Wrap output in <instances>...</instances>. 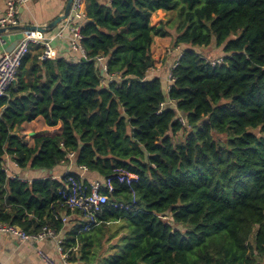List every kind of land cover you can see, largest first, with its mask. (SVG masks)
<instances>
[{
  "label": "trees",
  "instance_id": "1",
  "mask_svg": "<svg viewBox=\"0 0 264 264\" xmlns=\"http://www.w3.org/2000/svg\"><path fill=\"white\" fill-rule=\"evenodd\" d=\"M158 11L186 46L169 81L149 76ZM80 32L85 57L31 46L0 98V226L54 231L71 264H264V0H84ZM210 45L223 56L195 51ZM7 159L37 178L10 179ZM63 165L85 183L137 178L135 204L114 183L128 209L83 231L52 178Z\"/></svg>",
  "mask_w": 264,
  "mask_h": 264
},
{
  "label": "built area",
  "instance_id": "2",
  "mask_svg": "<svg viewBox=\"0 0 264 264\" xmlns=\"http://www.w3.org/2000/svg\"><path fill=\"white\" fill-rule=\"evenodd\" d=\"M30 0H6V11L0 16V29L17 26L20 24L18 19V11L23 5ZM84 19V0H73L68 17L62 22L61 28L54 34L47 36L36 31L19 33L18 40L14 42V47L10 52H4L0 57V98L6 95L7 89L16 82L17 70L24 56L28 53L31 46H40L43 53L39 57L40 60H50L55 57L53 42L61 39L64 30H69V47L70 50L85 57V51L81 45V21ZM8 43L0 35V45L6 46ZM99 62L104 59H98ZM101 64V63H100ZM174 67V66H173ZM106 74V67L103 65L101 69ZM107 83L112 79L106 76ZM170 79V77H169ZM178 121L184 125L185 121L182 117H178ZM15 164V163H14ZM16 166V165H15ZM84 170V169H83ZM7 172V168H4ZM14 176H10L13 179ZM53 179L55 177H52ZM59 179L63 180V187L58 190L64 208L71 212H76V216L84 221L83 231L91 229L96 223L97 218L107 206H113L117 209H128L121 203H110L109 196L115 191L114 183L127 185L130 189L132 198L131 204H135V194L131 187L137 182V178L124 175H114L102 180H93L85 183L83 178L71 174V169H67ZM67 217L62 216L61 222H66ZM0 233H6L15 237L20 242H30L38 244L48 239L53 240L55 252L58 256L56 262L47 254L38 251L39 258L44 264H71L68 261V255L62 249V237L54 231L43 228L36 234H27L18 227L0 226Z\"/></svg>",
  "mask_w": 264,
  "mask_h": 264
},
{
  "label": "crops",
  "instance_id": "3",
  "mask_svg": "<svg viewBox=\"0 0 264 264\" xmlns=\"http://www.w3.org/2000/svg\"><path fill=\"white\" fill-rule=\"evenodd\" d=\"M65 4L66 0H30L19 9V22L21 24L37 26L47 25L63 13ZM5 11L6 0H0V16H3L5 14ZM61 26L62 23L57 26L56 31H58ZM69 33V30H64L62 38L56 39L53 42L55 56L72 58L71 54L73 53H71L69 47ZM19 37L20 36L16 33L3 35V38L7 41L8 44L6 46L0 45V57L5 51L7 52L9 46H11L16 40H18ZM158 72L161 73V71L159 70ZM158 72L157 70H152L151 72H149V76H156L157 74H159ZM101 73L105 74L103 72ZM159 75L164 77L163 74ZM107 79L108 77L105 79V82H107ZM6 168H9L10 171L12 170L13 173L15 172L14 174H9V176H15L18 174L17 177H19V179L22 181H30V179L32 178H37L36 173L30 171L24 172L23 176H19V172H16L15 164L9 159H7ZM70 168L71 166H61L56 170L57 175H53V177L59 178L67 169ZM42 173L43 172H41V174ZM89 175L90 174L84 175V179L87 181L95 180V177ZM38 251L44 252L53 260L58 261L59 259L55 252L53 240L51 239L40 242L38 244H32L30 242L17 241L12 235L0 233V264H44V262L38 256Z\"/></svg>",
  "mask_w": 264,
  "mask_h": 264
},
{
  "label": "rangeland",
  "instance_id": "4",
  "mask_svg": "<svg viewBox=\"0 0 264 264\" xmlns=\"http://www.w3.org/2000/svg\"><path fill=\"white\" fill-rule=\"evenodd\" d=\"M151 23L154 27H160L161 29H163L166 34L164 37H154V42L151 52L153 59H155L154 69L157 70V72L158 70L161 71L160 74L166 75L165 79L168 80L169 79L168 76L170 74L171 69L173 68V64L175 60L179 57L182 51L181 49H184L186 46L180 45L179 46L180 48L178 47L175 48L173 45V39L176 36V27H177L175 12L167 13L164 11H158L157 13L153 14ZM195 51H198L204 57H207L208 59H212V60H216L223 56L221 49L215 47L214 45H210L204 48H196ZM103 84L106 85L107 82H105L104 80ZM186 131H188V129L187 130L185 129L184 132L183 131L179 132L175 136H173L172 137L173 143H178L183 141ZM27 171L30 170L19 171V176H23V173ZM37 174L41 175V172H38ZM52 175H57V171L54 170L52 172ZM111 229L113 228L110 227V230ZM111 243L115 245L116 239H114ZM107 247L109 246L104 245L103 250H106ZM110 251L115 252L117 251V249L111 248Z\"/></svg>",
  "mask_w": 264,
  "mask_h": 264
},
{
  "label": "water",
  "instance_id": "5",
  "mask_svg": "<svg viewBox=\"0 0 264 264\" xmlns=\"http://www.w3.org/2000/svg\"><path fill=\"white\" fill-rule=\"evenodd\" d=\"M72 1L73 0H66V4H65L63 13L60 16H58L57 18H55L53 21L48 23L47 25L37 26V25H28V24H21L20 23L17 26L0 29V35L9 34V33L19 34V33H23L26 31L27 32L36 31V32H40L42 34H49V33L53 32L57 28V26H59L63 21L66 20V18L68 17V15L70 13ZM13 47H14V43L11 46H9V48L7 49V52H10V50Z\"/></svg>",
  "mask_w": 264,
  "mask_h": 264
}]
</instances>
